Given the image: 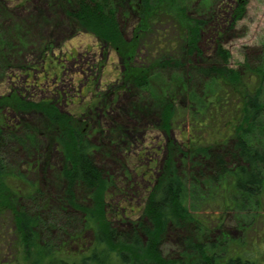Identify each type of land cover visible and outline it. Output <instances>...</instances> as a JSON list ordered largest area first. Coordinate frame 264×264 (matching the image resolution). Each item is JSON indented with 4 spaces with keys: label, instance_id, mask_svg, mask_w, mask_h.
<instances>
[{
    "label": "rangeland",
    "instance_id": "374dc122",
    "mask_svg": "<svg viewBox=\"0 0 264 264\" xmlns=\"http://www.w3.org/2000/svg\"><path fill=\"white\" fill-rule=\"evenodd\" d=\"M234 1L176 0V7L169 9L171 18L181 24L185 21L178 8L184 5L191 16L207 22L199 41L202 58H194L193 63L206 60L220 63L219 46L230 53L228 65L234 70L256 67L250 66L252 61L264 63V0H248L241 20L234 18ZM125 7L118 15L122 42L133 53L130 67H140L142 60L152 54L147 49L154 45L155 39L146 44L135 41L134 29L140 20L133 16L125 18ZM72 9L74 6L67 0H0V96H8L13 106V110L7 107L8 110L0 112V117H6L11 131L23 140L7 155L9 168L24 172L33 184L46 190L54 199L53 211L59 219L63 218L65 184L61 172L67 166L65 156L55 147L52 139L55 133L45 131L46 119L41 112H18L21 102L42 106L41 102H54L70 115L79 116L85 110L90 142L98 146L94 152L95 165L112 183L106 192L107 213L117 226L137 222L150 226L143 210L169 161L175 163L186 185L182 201L186 209L199 216L213 214L218 218L214 201L228 183L220 187L210 177L183 164L177 146L188 144L193 134L204 133L203 129L192 130L190 123L194 121L187 110L190 106L200 108L207 101L219 103L215 99L216 78L194 75L187 86L183 71L157 69L152 70L151 83L146 88L125 82L126 65L119 55L93 35L82 32L67 13ZM159 24L158 29L168 28L171 38L176 37L177 30L171 21ZM157 41L160 42L158 38ZM247 57L250 64L245 61ZM16 90L24 97L20 98ZM232 103L236 101L230 100ZM167 106L175 113L172 123L163 117ZM202 118L198 115L196 121ZM224 194L234 198L232 191ZM92 195L88 187H78L75 202L91 207ZM256 211L264 212V205L260 204L259 210L245 202L237 206L229 203L221 215L220 228L204 238L201 236L200 241L208 245L217 242L220 252L228 254L231 242L243 235L237 225L247 226L251 222H254L251 228L263 238L264 219L257 222ZM79 228L82 229L76 234L89 241L85 229L88 227ZM190 228L198 227L192 224ZM58 236L56 249L70 257L82 253L70 241V235ZM258 238L259 235L248 234L250 241L258 242ZM162 247L165 256L182 252L183 234L169 233ZM261 261L264 263V255Z\"/></svg>",
    "mask_w": 264,
    "mask_h": 264
},
{
    "label": "trees",
    "instance_id": "16d2710c",
    "mask_svg": "<svg viewBox=\"0 0 264 264\" xmlns=\"http://www.w3.org/2000/svg\"><path fill=\"white\" fill-rule=\"evenodd\" d=\"M175 1L67 0L74 6L67 13L81 30L116 51L126 65L124 81L134 86L146 88L151 83L152 70L157 69L183 71L187 86L194 75L216 78L215 99L219 103L207 101L200 108L190 106L187 110L194 121L190 123L192 130L203 129L204 133L193 134L188 144L177 146L183 164L210 177L220 187L228 183L214 201L219 217L199 216L186 209L182 202L186 185L175 163L169 161L143 210L150 226L138 222L117 226L107 213L106 192L112 183L96 167L89 141L78 128L70 126L65 115L23 101L25 104L20 103L18 112H41L46 119L45 131L55 133L52 139L65 156L67 166L61 172L65 184L64 216L57 217L54 199L46 190L33 184L24 172L9 168L7 155L16 150L14 145L21 143L22 138L11 131L6 119L0 120V264H264L261 261L264 237L251 228L254 222L237 225L243 235L231 242L228 254L220 252L219 243L208 245L199 239L220 228L221 215L229 203L237 206L245 202L259 210L260 204L264 205V63L250 64L247 57V64L256 67L234 70L228 65L230 53L220 46L217 49L220 63L208 60L193 63L194 58H202L199 41L207 22L191 16L185 5L178 8L184 24L171 18L169 9L176 7ZM234 3V18L241 20L248 0ZM125 5L124 17L140 20L134 29L135 41L146 44L155 39L154 45L147 49L152 54L142 60L140 67H130L133 53L122 42L118 15ZM167 21L177 30L174 38L168 34V28L158 29L159 23ZM226 97L236 104H230ZM7 98L0 96V108L13 110ZM174 114L167 106L163 117L172 123ZM198 115L203 116L200 121H196ZM78 187L91 190V207L75 202ZM228 191H232L234 198L224 194ZM254 219L263 222L264 212L256 211ZM192 224L198 228H190ZM83 225L88 227L85 229L89 241L76 234ZM173 232L183 234L184 249L165 256L162 246L165 237ZM59 233L70 235V241L82 253L70 257L56 249ZM249 233L259 235L258 242L250 241Z\"/></svg>",
    "mask_w": 264,
    "mask_h": 264
},
{
    "label": "flooded vegetation",
    "instance_id": "af4514ba",
    "mask_svg": "<svg viewBox=\"0 0 264 264\" xmlns=\"http://www.w3.org/2000/svg\"><path fill=\"white\" fill-rule=\"evenodd\" d=\"M82 32H85L86 34H90V33H88V32H86V31H82ZM91 35V34H90ZM14 92V91H13ZM16 92V94H18V96L19 97H21V98H23L24 96L22 95V93L19 91V90H16L15 91ZM14 92V93H15ZM8 97V96H7ZM42 104H43V106H45V107H48V108H50V109H53L54 111H57L59 114H63V115H65L67 118H68V120H69V124H70V126H72L73 128H78L79 130H80V133L83 135V136H85V138L89 141V143H90V146H91V148H92V151L93 152H96L97 151V149H98V146H96V145H94V144H92L91 142H90V134H89V130L88 129H86V127H87V123L85 122V120L86 119H88V116L87 117H85V110L83 111V109L81 110V113H80V115L78 116V115H75V114H68V113H64V112H62L60 109H59V106L58 105H56V103H54V102H41ZM7 109V107H5V108H0V112H3L4 110H6ZM8 110V109H7ZM35 111V110H34ZM42 114V113H41ZM43 115V114H42ZM44 116V115H43ZM3 119H6V117H0V120H3ZM92 132V131H91ZM44 135V134H43ZM55 147H56V149L59 151V152H61V150H60V147H59V144L57 143V142H55Z\"/></svg>",
    "mask_w": 264,
    "mask_h": 264
}]
</instances>
